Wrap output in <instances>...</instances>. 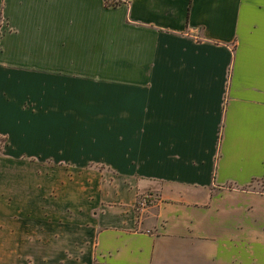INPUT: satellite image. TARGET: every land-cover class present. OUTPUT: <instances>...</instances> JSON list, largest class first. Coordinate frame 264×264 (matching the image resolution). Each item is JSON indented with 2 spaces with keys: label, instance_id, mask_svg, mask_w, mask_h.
<instances>
[{
  "label": "crops",
  "instance_id": "1",
  "mask_svg": "<svg viewBox=\"0 0 264 264\" xmlns=\"http://www.w3.org/2000/svg\"><path fill=\"white\" fill-rule=\"evenodd\" d=\"M116 1L0 0V264H264V0Z\"/></svg>",
  "mask_w": 264,
  "mask_h": 264
},
{
  "label": "built area",
  "instance_id": "2",
  "mask_svg": "<svg viewBox=\"0 0 264 264\" xmlns=\"http://www.w3.org/2000/svg\"><path fill=\"white\" fill-rule=\"evenodd\" d=\"M153 199V195L152 194H145L140 200H139V203L142 205V206H145L147 205V203Z\"/></svg>",
  "mask_w": 264,
  "mask_h": 264
},
{
  "label": "trees",
  "instance_id": "3",
  "mask_svg": "<svg viewBox=\"0 0 264 264\" xmlns=\"http://www.w3.org/2000/svg\"><path fill=\"white\" fill-rule=\"evenodd\" d=\"M106 3L110 6H115L119 3V1L116 0H106Z\"/></svg>",
  "mask_w": 264,
  "mask_h": 264
},
{
  "label": "rangeland",
  "instance_id": "4",
  "mask_svg": "<svg viewBox=\"0 0 264 264\" xmlns=\"http://www.w3.org/2000/svg\"><path fill=\"white\" fill-rule=\"evenodd\" d=\"M3 149H4V140L3 138L0 137V155H2Z\"/></svg>",
  "mask_w": 264,
  "mask_h": 264
}]
</instances>
